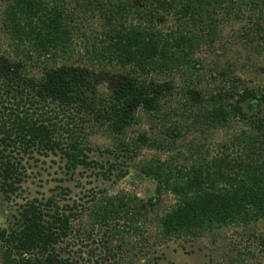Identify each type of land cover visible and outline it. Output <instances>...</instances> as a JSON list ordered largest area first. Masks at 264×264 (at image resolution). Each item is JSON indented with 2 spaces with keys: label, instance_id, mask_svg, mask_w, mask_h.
<instances>
[{
  "label": "trees",
  "instance_id": "16d2710c",
  "mask_svg": "<svg viewBox=\"0 0 264 264\" xmlns=\"http://www.w3.org/2000/svg\"><path fill=\"white\" fill-rule=\"evenodd\" d=\"M66 1L6 0V27L23 58L69 53L74 29L68 22ZM139 1L138 5L136 1L111 0L106 10L109 24L105 34L88 47V56L95 62L123 71L115 77L117 84L106 101L98 99L95 78L87 70L50 67L39 81L29 77L21 61L0 57V98L5 101L0 104V193L6 200L18 196L29 168L23 160L35 151L53 153L59 147L69 160V168L91 166L75 136H70L69 150L54 141L59 126L47 113H40L43 109L39 105L55 104L64 111L82 114L88 122L93 120L104 129L108 126L110 135L124 137L128 128L136 124L139 110L156 113L159 101L174 91L171 83L156 81L152 75L190 69L196 50L212 48L218 40L221 13L240 18L238 14L264 6L260 0ZM256 49L264 55V45L257 44ZM194 63L196 70L202 67ZM236 95L238 100L233 103L230 98L218 101L212 97L204 112L205 120L213 128H220L240 118L250 126L251 133L235 137L222 156L210 164L193 162L171 167L164 179L165 189L177 198V204L159 219L162 238H199L216 229L264 221V97L250 89L231 94ZM142 139L146 143L145 137ZM235 147L242 154H233ZM118 149L124 155L131 153L123 141ZM83 155L85 159L80 160ZM93 198L95 224L110 227L116 222L113 227L120 228V221L128 220L139 235L135 228V213L140 208L137 199L119 196L99 202L97 194ZM158 204V199L149 200L151 209ZM53 206V199L45 204L36 200L21 206L15 223L9 229H0V264H62L56 246L72 235V223L80 217V207H65L60 212ZM116 228L105 232L114 233ZM93 236L88 233L87 241L92 239L94 243ZM103 251L104 255H98L97 249H90L88 263L93 264L100 256L102 262L115 257L108 248L103 247Z\"/></svg>",
  "mask_w": 264,
  "mask_h": 264
},
{
  "label": "rangeland",
  "instance_id": "374dc122",
  "mask_svg": "<svg viewBox=\"0 0 264 264\" xmlns=\"http://www.w3.org/2000/svg\"><path fill=\"white\" fill-rule=\"evenodd\" d=\"M110 1L67 0L66 14L74 29L69 53L39 59L23 58L17 50L13 34L6 27L8 2L0 0V57L15 63L21 61L29 77L39 81L50 67L87 70L95 78L98 99L108 100L107 96L117 84L115 77L123 71L95 62L96 59L88 56L91 50L88 47L105 34ZM125 1L140 4L139 0ZM232 14L218 16L221 33L212 48L203 46L193 55L194 62L202 66L199 70L194 68L193 62L186 71L180 69L151 76L161 83H171L174 91L159 101L156 113L139 110L136 124L128 128L124 137L110 135L108 126L104 129L93 120L88 122L82 114L64 111L55 104L39 105L38 108L43 109L40 113H47L45 115L59 126L54 141L69 150L70 136H75L91 166L69 168V160L59 147L53 153L35 151L25 156L23 163L29 167L27 180L18 196L8 201L0 193V229H9L15 223L21 206L36 200L45 204L53 199V210L57 208L61 212L65 207H80V217L72 223V235L56 246L62 264H89V250L97 249L96 254L104 255L103 247L113 251L115 257L102 262L100 256L93 264H264V221L216 229L199 238L185 235L170 239L162 238L159 223L177 204V198L165 189L164 179L172 166L184 167L193 162L210 164L222 156L224 148L233 143L235 137L252 131L240 118L232 119L225 127L208 125L204 112L212 97L218 101L230 98L233 103L238 96L231 94L239 95L245 89L264 97V55L256 52L257 44L264 45L261 41L264 39V6L255 12L248 10L238 14L240 18ZM3 103L4 97L0 98V104ZM34 109L36 106L32 111ZM142 137L146 139L144 144ZM122 141L131 149L129 155L119 152ZM233 151V154H242L238 147ZM159 169L160 174H157ZM165 169L169 170L165 172ZM94 194L99 202L119 196L137 199L140 208L136 209L135 228L140 231L139 235L134 233L128 220L120 221V228L113 227L116 222L110 223V227L95 224L91 211ZM151 199H158L159 204L154 209L149 206ZM114 228V233L105 232ZM88 233L94 235V243L92 239L87 241ZM87 244H90L88 248ZM80 254L83 260L79 259Z\"/></svg>",
  "mask_w": 264,
  "mask_h": 264
}]
</instances>
